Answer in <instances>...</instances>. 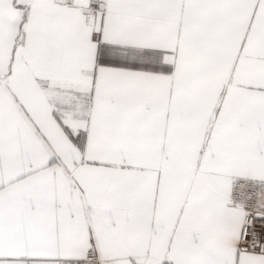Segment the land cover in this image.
<instances>
[{
	"label": "snow or ice",
	"instance_id": "1",
	"mask_svg": "<svg viewBox=\"0 0 264 264\" xmlns=\"http://www.w3.org/2000/svg\"><path fill=\"white\" fill-rule=\"evenodd\" d=\"M0 264H264V0H0Z\"/></svg>",
	"mask_w": 264,
	"mask_h": 264
}]
</instances>
